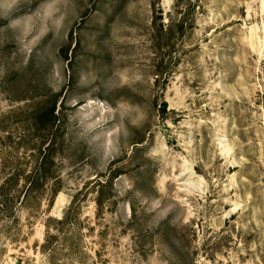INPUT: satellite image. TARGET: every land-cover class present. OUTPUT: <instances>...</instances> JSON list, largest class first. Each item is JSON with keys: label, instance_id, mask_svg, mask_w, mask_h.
Masks as SVG:
<instances>
[{"label": "rangeland", "instance_id": "374dc122", "mask_svg": "<svg viewBox=\"0 0 264 264\" xmlns=\"http://www.w3.org/2000/svg\"><path fill=\"white\" fill-rule=\"evenodd\" d=\"M0 264H264V0H0Z\"/></svg>", "mask_w": 264, "mask_h": 264}, {"label": "trees", "instance_id": "16d2710c", "mask_svg": "<svg viewBox=\"0 0 264 264\" xmlns=\"http://www.w3.org/2000/svg\"><path fill=\"white\" fill-rule=\"evenodd\" d=\"M6 200H3L0 198V211H3V209L5 208V206L7 205Z\"/></svg>", "mask_w": 264, "mask_h": 264}]
</instances>
